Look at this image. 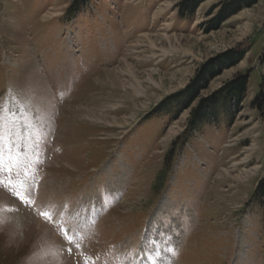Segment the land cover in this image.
I'll list each match as a JSON object with an SVG mask.
<instances>
[{
	"label": "rangeland",
	"instance_id": "374dc122",
	"mask_svg": "<svg viewBox=\"0 0 264 264\" xmlns=\"http://www.w3.org/2000/svg\"><path fill=\"white\" fill-rule=\"evenodd\" d=\"M227 1L0 0V264H264V0Z\"/></svg>",
	"mask_w": 264,
	"mask_h": 264
},
{
	"label": "trees",
	"instance_id": "16d2710c",
	"mask_svg": "<svg viewBox=\"0 0 264 264\" xmlns=\"http://www.w3.org/2000/svg\"><path fill=\"white\" fill-rule=\"evenodd\" d=\"M196 2L199 3L201 2V0H185L183 4L186 5V3H188L187 4L189 5L188 8L192 10ZM247 2L249 3V0H228L226 3L222 5L219 14L221 17L226 19L235 12H237L238 10H240L243 4L245 3L247 4ZM240 58H241L240 55H236L235 57H230V59H232L233 62H237ZM206 70L207 71L201 74L200 77L201 79H203V81H205L209 76H212L213 73L215 72L212 66L206 68ZM245 82H246V76L240 75L237 77V80H232L228 82L225 87L216 91L210 97L202 100L198 108H196L192 113L191 128L192 129L196 128L200 122L207 120L209 118L210 115V113H208L209 108L215 107L220 103L226 105L227 103H229L230 98L233 100H240L242 98V91L245 88ZM177 96H182V97L178 98ZM192 96H193V92L190 89L184 94L172 96L170 100L175 99L176 101L178 99L179 102L183 103L186 106H189L193 100ZM258 191L264 196V180L261 181Z\"/></svg>",
	"mask_w": 264,
	"mask_h": 264
},
{
	"label": "bare ground",
	"instance_id": "6f19581e",
	"mask_svg": "<svg viewBox=\"0 0 264 264\" xmlns=\"http://www.w3.org/2000/svg\"><path fill=\"white\" fill-rule=\"evenodd\" d=\"M0 198L1 199H5V200H9L10 203L12 202V204L14 203V205H17L18 207H21V205H19L14 199L11 198V196L6 191H4L1 188H0ZM21 218H23V216ZM31 219H32V222H33V227L36 230V232L38 234H40V232H44V237H46V239L48 240L50 247L55 248V246H58V245H62L63 244L62 241H61V239L59 237H57L55 234H52V232L49 231V229L47 228V226H45L41 221H39L38 219H35L33 217H31ZM30 229H33L31 225H30ZM57 255H58L57 258H59V261H60L59 263L60 264H62V263L63 264H74L72 258H69L67 256V254L61 255L58 252Z\"/></svg>",
	"mask_w": 264,
	"mask_h": 264
},
{
	"label": "snow or ice",
	"instance_id": "6c2138e0",
	"mask_svg": "<svg viewBox=\"0 0 264 264\" xmlns=\"http://www.w3.org/2000/svg\"><path fill=\"white\" fill-rule=\"evenodd\" d=\"M9 171H11V169H9ZM41 215H46V214L42 213Z\"/></svg>",
	"mask_w": 264,
	"mask_h": 264
}]
</instances>
